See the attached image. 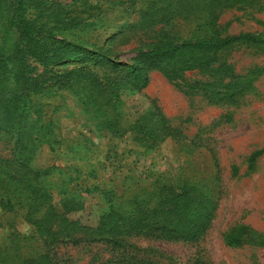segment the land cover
<instances>
[{
  "label": "trees",
  "instance_id": "16d2710c",
  "mask_svg": "<svg viewBox=\"0 0 264 264\" xmlns=\"http://www.w3.org/2000/svg\"><path fill=\"white\" fill-rule=\"evenodd\" d=\"M257 3L119 0L113 6L136 14V19L120 30L121 37H145L131 51L134 56L122 60L120 56L125 53L110 45L116 33L102 45L65 37L93 30L96 24L90 20L94 13L104 11L101 2L75 0L69 5L49 0H7L0 8V141L6 144V154L0 157V209L5 214L23 216L41 252L25 254L22 242L26 238L14 236L9 243L0 242V264H60L57 247L96 244L105 245L112 253L103 264H160L139 256L129 239L190 244L203 240L216 217L218 202L196 186L179 190L163 187L155 202L135 198L129 206L112 204L96 227L70 220L68 215L83 205L65 191L66 179L62 177L61 185L55 187L51 170L34 167V149L45 143L55 151L57 141L44 137L56 138L53 129L46 131L53 123H41L40 105L30 104L53 88L79 90L89 113L111 117V109L116 108L112 102L125 93L143 92L150 83V73L156 71L170 82L181 83L185 94L201 95L213 105H236L239 97L253 89L264 68L238 76L232 66L220 62V56L241 45L264 51V32L229 36L218 22L228 10ZM32 107L36 120L31 121ZM155 108L129 131L152 143L151 148L168 138L186 139L182 130L170 126L161 109ZM109 130L117 135L128 132L118 123V116ZM262 155L264 149L252 154L250 168ZM55 188L63 196L62 212L54 206ZM249 231L247 225L232 228L224 235L225 245L242 246ZM181 264L211 263L197 257Z\"/></svg>",
  "mask_w": 264,
  "mask_h": 264
},
{
  "label": "rangeland",
  "instance_id": "374dc122",
  "mask_svg": "<svg viewBox=\"0 0 264 264\" xmlns=\"http://www.w3.org/2000/svg\"><path fill=\"white\" fill-rule=\"evenodd\" d=\"M49 1L70 5L75 0ZM91 1L101 2L104 8L90 20L96 24L94 29L65 37L102 45L116 33L110 45L125 53L120 56L122 60H129L134 56L131 51L145 37L139 34L126 39L119 32L136 19V14L113 6L119 0ZM6 3L0 0V8ZM218 24L229 36L263 33L264 0L253 7L226 11ZM220 62L232 66L236 75L247 76L264 68V51L236 46L224 52ZM82 96L79 90L53 88L30 104L40 105L41 123H53L46 131L53 129L56 138L44 137L57 141L55 151L45 143L34 149V167L51 170L55 187L61 185L62 177L66 179L65 191L83 205L68 215L70 220L96 227L112 204L129 206L135 198L155 202L163 187L179 190L196 186L218 202L216 217L203 240L190 244L131 238L128 242L138 248V255L160 264H181L197 257L211 264H264V155L250 168L252 154L264 149V74L236 105H213L201 95L185 94L181 83L170 82L156 71L150 73V83L143 92L125 93L112 102L116 108L111 109V117L89 113ZM155 107L161 109L170 126L182 130L186 139L168 138L151 148L152 143L129 131ZM116 116L128 132L117 135L109 130ZM30 120H36L33 107ZM5 149V142L0 141V157L6 154ZM58 191H52L53 202L62 212L63 196ZM238 225H247L249 236L242 246L227 247L224 235ZM33 235L21 214H5L0 209V242L9 243L14 236L26 238L23 252L37 254L41 252L40 243ZM56 252L60 264H103L112 257L102 244L59 246Z\"/></svg>",
  "mask_w": 264,
  "mask_h": 264
}]
</instances>
